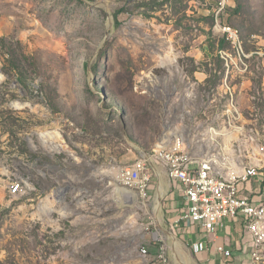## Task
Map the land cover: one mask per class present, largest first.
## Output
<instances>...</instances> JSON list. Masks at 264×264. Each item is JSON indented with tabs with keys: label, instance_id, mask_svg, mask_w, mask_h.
<instances>
[{
	"label": "rangeland",
	"instance_id": "rangeland-1",
	"mask_svg": "<svg viewBox=\"0 0 264 264\" xmlns=\"http://www.w3.org/2000/svg\"><path fill=\"white\" fill-rule=\"evenodd\" d=\"M225 79L243 130L200 150ZM176 136L264 179V0H0V264H208L153 156ZM128 166L151 174L146 199Z\"/></svg>",
	"mask_w": 264,
	"mask_h": 264
},
{
	"label": "built area",
	"instance_id": "built-area-1",
	"mask_svg": "<svg viewBox=\"0 0 264 264\" xmlns=\"http://www.w3.org/2000/svg\"><path fill=\"white\" fill-rule=\"evenodd\" d=\"M220 31L235 40L225 25L221 26ZM229 89L233 88H227V91ZM235 108L240 119L241 113L237 106ZM197 127L200 129L201 125ZM211 131H216V136L231 134L232 138H236L235 127L225 128V124H211ZM212 140L216 139L199 138L196 139V145L200 148V144H212ZM169 146H176V153H169ZM169 146L158 144L153 156L164 167L172 184L183 193L184 206L176 224L190 222L208 234H215L233 221L251 235V255L253 259L259 260L264 249V228L260 227L264 207V179L259 180V165L252 160L244 162L246 158H242V167L234 164L229 156L226 157L223 148L222 154H200L199 149L191 152L182 136H176ZM119 178L125 185L135 188L143 199L147 198L151 174L142 172L139 167L128 166L120 170ZM256 182L261 185L258 191L253 188ZM208 249L207 241L203 239L191 244L192 252L197 255ZM217 250L226 256L231 255V250L223 245L218 246ZM141 252L144 256L149 254L145 247ZM160 264H169L164 250L160 255Z\"/></svg>",
	"mask_w": 264,
	"mask_h": 264
},
{
	"label": "crops",
	"instance_id": "crops-1",
	"mask_svg": "<svg viewBox=\"0 0 264 264\" xmlns=\"http://www.w3.org/2000/svg\"><path fill=\"white\" fill-rule=\"evenodd\" d=\"M173 186L174 190L173 192H168L167 199L169 200L168 205L172 209L173 214L178 218L184 206V198L183 193L179 191L175 185ZM260 187V183L257 182L253 186L255 191H258ZM183 222L184 227L181 229L184 233L183 238L186 241L187 239H191L192 243L200 239L207 241L209 249L201 255L204 259L209 261L208 264H227L226 262L229 260H233V263L229 264H240L241 260L244 261V263L250 262L248 259H244V257H246V255L250 256L252 253V237L237 223L231 221L227 223L224 228L219 230V232L208 234L193 223L186 221ZM220 245L230 249L233 253L231 254L234 256H226L224 253L219 252L217 247Z\"/></svg>",
	"mask_w": 264,
	"mask_h": 264
},
{
	"label": "bare ground",
	"instance_id": "bare-ground-1",
	"mask_svg": "<svg viewBox=\"0 0 264 264\" xmlns=\"http://www.w3.org/2000/svg\"><path fill=\"white\" fill-rule=\"evenodd\" d=\"M237 39H238V36L236 35V39L235 40H237ZM221 88H222V91L224 93L223 96L226 97V99H227V103L222 107V109H217V110H215L213 112L212 115L208 116V124L209 125L204 130H202V132H203V135H202L203 137L201 136L202 139L208 140V137H209V139H216V138L220 137V138L225 140V139H227V136L229 137L231 135V134H222L220 136H216V131H211V124H212V126H219L220 124H225V128H233V127H235V131L243 130V127H242L243 125L242 126L238 125L239 118L236 115V108H235L236 107V104H235L236 100L234 101V89H229V91H227V88H233V87L228 83L227 79H225L223 81V83H222V87ZM220 115H226V116H220ZM234 140H236V139H234ZM213 141H215V140H212V145H215L216 143H213ZM202 145L203 144H200V146H201L200 150L202 148ZM216 148H218V146H216ZM219 149L216 150L215 152H213V154H222L221 149L220 150ZM155 150L156 149H154V151ZM169 153H176V146H169ZM238 159L242 160L241 157L238 158ZM231 162H233L232 159H231ZM164 194H165V190L163 188L158 190V192H157V196H156V200H155V210L157 212H161V199L163 198ZM158 218H160V217H158ZM260 227L264 228V207H263V215L260 218ZM171 237L174 240L175 246L179 249L180 245H181L179 240L176 239V237H174V236H171ZM182 264H189V263H186L184 261V259H183Z\"/></svg>",
	"mask_w": 264,
	"mask_h": 264
},
{
	"label": "trees",
	"instance_id": "trees-1",
	"mask_svg": "<svg viewBox=\"0 0 264 264\" xmlns=\"http://www.w3.org/2000/svg\"><path fill=\"white\" fill-rule=\"evenodd\" d=\"M116 16H117V15H116ZM232 27H233V26H232ZM223 35H224L225 39H226L230 44H232V43H231V41L233 42L232 38L229 37V39H230V40H229L225 34H223ZM225 39H223L222 42H224ZM241 42H242V41H241ZM234 45H235V44H234ZM232 46H233V44H232ZM236 46H237V45H236ZM262 186L264 187V181H263V183H262Z\"/></svg>",
	"mask_w": 264,
	"mask_h": 264
}]
</instances>
